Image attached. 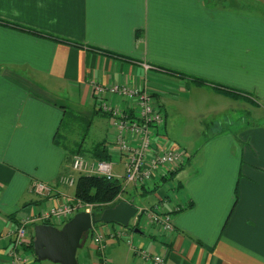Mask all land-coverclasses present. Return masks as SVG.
<instances>
[{
    "label": "crops",
    "instance_id": "crops-1",
    "mask_svg": "<svg viewBox=\"0 0 264 264\" xmlns=\"http://www.w3.org/2000/svg\"><path fill=\"white\" fill-rule=\"evenodd\" d=\"M0 19L80 46L0 25V264H8L9 234L20 219L75 199L72 188L58 185L72 173L75 155L97 160L92 152L102 143L110 151L113 121L98 113L108 96H97L93 84L146 80L164 111L165 95L191 91L165 73L172 70L255 91L264 101V0H0ZM202 88L209 98L236 102ZM66 111L91 120L90 131L100 117L112 129L89 148L84 138L63 149L55 138ZM230 122L231 134L212 139L198 160L186 162L192 168L178 185V203L144 190L156 194L150 208L182 209L174 213L172 235L149 228L153 243L136 242L166 264H264V126L236 130ZM159 135L166 138L162 129ZM35 182L58 187L43 198L32 192ZM87 261L98 264L96 255Z\"/></svg>",
    "mask_w": 264,
    "mask_h": 264
},
{
    "label": "built area",
    "instance_id": "built-area-1",
    "mask_svg": "<svg viewBox=\"0 0 264 264\" xmlns=\"http://www.w3.org/2000/svg\"><path fill=\"white\" fill-rule=\"evenodd\" d=\"M146 69L150 70L149 67ZM93 88L97 96H108L107 101L102 102L98 107V111L110 116L113 121L115 141L110 151L108 150L111 160H87L81 156H75L72 162V173L63 175L59 179V186L75 188L81 176H98L117 180L113 174L114 167L123 162L122 179L126 187L133 185L135 188L147 189L150 183L162 182L166 176L186 164L188 155L170 146L166 138L159 135V130L166 126V117L150 92L146 80L140 85L93 84ZM58 185L35 182L32 192L46 198L56 192ZM126 187L123 189L124 192ZM124 192L117 198V202L124 201L122 199ZM82 208L84 212L93 213L91 207H82L80 201L75 198L67 199L62 205L43 210L38 215L20 219L18 225L13 226L9 234L13 241L8 264H37L35 254L26 252L34 232V230L31 231L30 226L35 228L38 225H48L62 228L80 213ZM181 210L178 206L171 212H167L162 206L138 209L137 216L134 218V227L130 226V230L122 226L121 229H116L114 226L108 229V225L95 226L91 231L93 248L88 259L91 260L96 255L98 264H111L106 253V240L122 237L145 264H166L164 256L152 254L134 242L132 229L153 228L165 235H172L175 232L174 213ZM142 217L146 218L143 228L140 227ZM79 264H89V261H82Z\"/></svg>",
    "mask_w": 264,
    "mask_h": 264
},
{
    "label": "rangeland",
    "instance_id": "rangeland-1",
    "mask_svg": "<svg viewBox=\"0 0 264 264\" xmlns=\"http://www.w3.org/2000/svg\"><path fill=\"white\" fill-rule=\"evenodd\" d=\"M244 1V0H240ZM229 7V6H228ZM247 80H242V83L245 87ZM184 84H188V81H183ZM178 84V83H177ZM174 87L177 90V86L166 85ZM191 91L181 89V92L177 91L176 94L165 95L162 101V110L163 114L166 117L167 128L162 129V133L166 136L168 144L172 147L180 149L185 155H188L189 162H193L200 158L201 150L208 144L209 141L215 139L218 136L231 134L227 132V124H230V121H233L235 124H238L236 130L244 127V125L252 124V126L259 125L264 126V101L258 100L259 97L255 94L257 100L255 101L257 105L252 102L245 100H234L232 102L229 99L220 98L218 101L208 97V91L206 88H195L192 84L188 85ZM217 103V104H216ZM236 110V112H235ZM219 111L218 113H216ZM241 111V112H240ZM249 114H247L248 112ZM234 112V113H232ZM252 112V113H251ZM252 114V115H251ZM240 119V120H238ZM230 120V121H229ZM240 122V123H239ZM244 124V125H242ZM112 129V121L108 117H100L94 120L92 124V130H88L86 133L85 129L80 125H74L71 128L70 133H66L68 140H66V145L74 147L76 142H81L80 140L87 138V146L95 143L104 141L109 134V131ZM90 131V132H89ZM239 134V133H237ZM77 142V143H78ZM80 156V155H75ZM82 158L91 160L89 155L84 153ZM190 168L192 164L188 165L187 163L183 168H181L178 174L167 183L161 181L150 183L147 187L148 191L158 190L163 196L166 195L173 202L181 200L183 193L178 192V189H175L179 183H184V179L189 175ZM183 169V170H182ZM124 165L123 162L117 164L114 167V177L119 180L122 184L123 189L126 187L123 177ZM186 170V171H185ZM75 188L68 190L69 195L75 194ZM157 191V193H158ZM124 192V191H123ZM158 193V194H159ZM154 193H145L142 188H135L133 185H128L125 192L122 195V199L127 202H132L138 209H147L150 208L157 202V197ZM82 207H91L94 211L93 205H85L80 202ZM74 206H76L74 204ZM44 208L39 210H47ZM184 211V210H183ZM182 211V212H183ZM80 212H84V208ZM185 212V211H184ZM183 212V213H184ZM36 213L35 215H38ZM146 218L142 217L140 220V227L143 228ZM135 219L131 221V227H134ZM101 226V225H99ZM106 226V225H105ZM116 229H121L120 225L113 224L108 225V229L112 227ZM31 231L35 230L34 227L30 226ZM33 232V231H32ZM151 235H154L152 229H143L142 234L137 235L133 234L134 242L143 241L145 247L147 243H153L149 238ZM160 240V239H158ZM107 256L111 260V264H136L143 263L142 259L132 251L131 247L127 244L125 239L122 237L119 239H107ZM119 243V245H118ZM114 244V245H113ZM93 240L92 238L88 239L85 244V247L78 252V259L82 261H87L88 255L92 252ZM37 264H53L51 262H37Z\"/></svg>",
    "mask_w": 264,
    "mask_h": 264
},
{
    "label": "trees",
    "instance_id": "trees-1",
    "mask_svg": "<svg viewBox=\"0 0 264 264\" xmlns=\"http://www.w3.org/2000/svg\"><path fill=\"white\" fill-rule=\"evenodd\" d=\"M0 25L18 30L23 33L31 34L36 37L58 42L61 44L74 46V47H80L72 42H68L60 38L51 36V35H47V34L29 29L26 27H22L20 25L12 24V23L3 21L1 19H0ZM104 53L110 56H114L108 52H104ZM165 71H166L165 73L169 76L175 77L179 80L188 81L189 82L188 84H192V85L199 86V87H209L213 89L214 91L225 94L226 96L236 101L245 100V101H249L257 105V103L255 102L257 98L255 94L253 93L230 88L224 85L215 84L203 78L193 77V76L177 73L172 70H165ZM98 113H100V111H98ZM74 125L82 126L87 133L91 127V120H88L85 117H82L81 115H78L74 112L66 111L65 117L62 121L60 129L55 138L56 146L62 147L63 149H66V150L69 148V146H67L68 144L66 145V140H68L66 133H70L71 128ZM92 153H93V157H95L97 160H101V161L111 160L109 151L105 147L104 143L99 144L96 147H94ZM182 167L170 173L168 176H166L162 180V182L167 183L169 180L173 179ZM178 188L179 186L176 187V189ZM143 190H146V189H143ZM122 192H123V186L119 182V180H108L107 178L98 177V176H81L78 180V183L75 189V198L79 200L80 202L84 203L85 205H93L94 206L93 213H96L97 218H100L102 212L105 209L113 208L119 203L116 200L121 195ZM99 225H103V224H99ZM130 229L131 228H129V230ZM136 229H139V227L132 229L133 232ZM90 238H92V232L90 233L89 239ZM27 250H29L31 253H34V232L32 233V239H31V242ZM36 262H38L37 259H36ZM78 262H80L79 259H78Z\"/></svg>",
    "mask_w": 264,
    "mask_h": 264
},
{
    "label": "water",
    "instance_id": "water-1",
    "mask_svg": "<svg viewBox=\"0 0 264 264\" xmlns=\"http://www.w3.org/2000/svg\"><path fill=\"white\" fill-rule=\"evenodd\" d=\"M137 213L138 208L132 202L121 201L115 207L105 209L100 218L96 213L80 212L62 228L38 225L34 230V254L38 262L79 264L78 252L85 247L95 226L117 224L130 228ZM134 232L142 233L140 229Z\"/></svg>",
    "mask_w": 264,
    "mask_h": 264
}]
</instances>
